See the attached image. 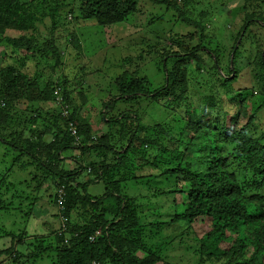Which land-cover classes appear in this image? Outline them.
<instances>
[{
	"label": "trees",
	"instance_id": "16d2710c",
	"mask_svg": "<svg viewBox=\"0 0 264 264\" xmlns=\"http://www.w3.org/2000/svg\"><path fill=\"white\" fill-rule=\"evenodd\" d=\"M66 1L0 0L2 61L3 58L6 60L7 53L10 59L7 63L4 61L0 63V121H10L15 114L11 108L17 107L18 102L27 101L30 105L29 110L35 109V103L54 104L55 109L45 113V117L49 116V121L47 126L45 125L44 133L37 137L33 132L28 135L22 130L15 135L12 149L26 161L29 158L35 163H32L35 167L30 173L32 175L30 181L37 184V187L42 186L44 181H51L56 187H63L62 210L58 212L59 215L55 212L54 216L57 221L60 216L67 220L63 228L59 225V228L54 230L53 242L43 237L25 242L24 234L20 238L12 233L9 247L0 254L8 257L10 264H26L29 261L36 264L45 254H48L47 258L53 254L55 264H162L159 253L149 251L144 258H139L136 254L145 247L140 239L139 230L135 228L138 220L133 199L124 195L121 197V189L111 191L107 187L106 192L97 197L88 195L85 190L92 183L106 185L116 177L124 178L125 174L121 175L120 171L123 168L127 169L125 159L131 157L134 148L139 147L137 153L139 162L135 165L143 170L144 166L141 165L146 164L157 170L161 180L166 178L168 183L171 182V189L165 190L162 194H180L183 197L182 202H174V216L171 222L173 224L183 222L194 234L197 244L195 251L198 256L196 264H253L258 256L264 258V129L259 136L253 135L251 131L255 116L262 112L264 93L261 92L258 96L262 105L255 108L246 125L239 130L236 129L239 123L238 116L231 114L233 111H224L223 126L219 129L212 128L210 120H203L207 109L216 106L217 103V98L209 96L206 98L203 117L199 120L195 117L187 120L181 129V134L183 131L186 135L178 139L171 137L173 144L169 148L160 146L158 141L152 138L155 133L157 135L161 126L148 125L141 131V118L138 114H121L120 117L105 118L103 122L106 131L98 133V136H94L95 139L93 137L91 139L89 134L91 129L84 125L83 118L78 115L77 109L72 107L66 76L62 77L63 81L56 84L48 83L41 89L37 79L25 71L26 67L32 59L34 62L35 59L47 60L51 53L54 58L53 70L60 67L63 50L55 38L59 29L75 19L93 21L102 29L120 25L136 12L138 0H69L67 3ZM192 1H151L169 12L178 13V20L194 29L189 36L198 38L199 44L188 49L184 42L188 35L169 36L165 39L167 44H160L162 46L160 68L164 78L161 88L151 90L147 79L136 80L135 75L122 74L114 82L115 87H118V96L109 106L113 108L117 99L141 102L147 98V101L158 103L164 91L173 96L175 102H182L188 89L189 70L194 69L200 73L205 57L212 63L209 71H213L214 76L217 71L223 73L219 71L220 61L215 49L205 47L207 36L202 26L205 19L200 18L196 23L187 18L191 13L189 9ZM72 2H80L79 8L71 7ZM248 16L244 14L239 39H242L248 25L254 19L263 22L262 16L254 14ZM45 17L51 22L50 39L39 41L33 36L27 37L22 34L35 29V24L42 22ZM7 32L20 35H8ZM74 39L75 35L70 34L66 43L69 45L75 43ZM237 45L238 43L235 46L233 44L229 51L228 76L236 73L237 60L241 58V44ZM247 59L248 63L252 64L255 55ZM254 65H256L253 69L254 75L264 81L263 55L262 57L257 55ZM218 74L215 78L222 82L225 89L224 98L240 91L231 88L236 76L233 75L229 79L223 75L220 78ZM239 97L238 94V97L228 99L229 103H233L234 100V105L242 106L243 101H240ZM221 102L228 105L226 100ZM63 110L66 112L65 117L62 116ZM40 113L35 110L27 119L26 123L31 128L40 120ZM194 115L197 116L196 113ZM70 121L76 124L78 142L68 132ZM120 124L121 134L116 143L128 146L121 145L123 150L122 148L116 150V144L112 143L110 138L114 135L113 128ZM3 127L6 126L1 125L0 131ZM49 133L52 139L50 142H44L43 137ZM10 137L13 138L12 135ZM149 146L155 147L158 151L149 153ZM228 146L233 147L232 152H226ZM74 150L83 157L79 155L71 157L78 168L69 172H57L61 163L71 160L64 153ZM110 155H116V159H111ZM127 155L129 156L126 157ZM91 156H94L91 161L84 160V157ZM16 160L20 161V158ZM84 162L85 166L82 165ZM27 163L31 165V162ZM87 170L91 174L89 181L82 189L74 187L75 177L86 173ZM3 180H0V209H6L2 207L1 199L3 191L7 192L4 188L1 189ZM115 186L118 187L116 184ZM25 198L29 200L28 196ZM50 205L57 207L56 194ZM97 232L99 235L95 236ZM90 237H94L92 242L89 240Z\"/></svg>",
	"mask_w": 264,
	"mask_h": 264
},
{
	"label": "rangeland",
	"instance_id": "374dc122",
	"mask_svg": "<svg viewBox=\"0 0 264 264\" xmlns=\"http://www.w3.org/2000/svg\"><path fill=\"white\" fill-rule=\"evenodd\" d=\"M151 1L138 0L136 12L127 21L107 29L96 26L93 21L71 20L70 24L67 23L55 34L56 43L58 42L63 50L60 67L53 70L54 58L51 53L44 61L35 59L34 62L32 59L25 71L37 79L41 89H44L48 83L56 84L63 81L62 77L66 76L68 96L72 101V107L77 109L78 115L83 118L84 125L86 124L91 129L89 133L91 139L92 137L95 139L94 136H98V133L106 131V125L103 122L105 118L120 117L121 114H138L141 118V131H144L148 125L161 126L157 135L155 133L152 138L158 141L160 146L169 148L173 144L171 137L175 139L180 136L184 137L185 133L182 131L181 134V129L187 120L191 117L198 118L197 120L203 117L206 98L209 96L217 98V103L216 106L207 109L203 120H210L212 128L219 129L223 126L227 111H233L231 114L238 116L237 130L245 126L255 108L262 105L258 96L261 92L264 93V81L253 72L256 67L254 64H256L257 55L264 57V0H193L190 5L189 12L191 13L187 18L196 21V23L200 21V18L206 21L202 24L204 34L207 36L205 47L215 49L220 61L219 71L223 72L220 74L217 71L216 77L219 73L220 78L222 75L231 78L232 74L228 76L227 73L229 51L233 44L234 46L237 43L241 44V58L237 60V71L234 73L236 80L231 83L232 90H240L237 94H231L224 98L225 89L222 82L216 80L213 71H209L212 63L205 57L200 73L194 69L189 70L188 89L182 102H175V98L164 91L161 93L162 97L158 103L147 101V98L141 102L132 100L125 102L117 99L113 108L109 106L118 96V87H115L114 82L122 74L135 75L136 80L147 79L151 90L161 88L164 78L160 68V56L162 55L160 44H167L165 39L169 36L188 35L186 40L184 39L188 49L195 48L199 44L198 38L189 36L194 32V29L178 20V13L169 12ZM79 6L80 2L71 3V7L74 9H78ZM244 14L247 17L249 14L262 16L263 22L254 19L248 25L242 39H239L241 27L244 24ZM50 26L49 18L45 17L42 22L35 24V29L22 34L27 37L33 36L39 41L50 39ZM7 34L20 35L8 32ZM70 34L75 35V43L69 45L66 43V39ZM2 52V47H0V63L9 62L8 53L5 56L6 60L3 58L2 61ZM139 55H141L140 58ZM254 55V62L249 64L247 57ZM238 94L239 100L243 101L242 106L238 105L239 108L233 104L234 100L233 103H229L228 100L238 97ZM221 100H226L230 107L227 104L224 105ZM16 105L17 107L11 108L12 113L15 114L10 121H0V126H6L0 131V176H3L0 177V180L4 179L1 189L7 190V192L3 191L1 196L2 207L6 209H0V253L9 247L12 233L20 238L24 234L25 242L42 237L53 242V232L58 228V221L54 216L56 208L50 205L55 195L56 185L51 184V181H44L40 187H37L34 182L32 183L30 173L35 167V163L27 158V161L31 162V165H28L26 159L12 149L15 135L21 133L22 130L28 135L33 132L37 137L43 134L45 125L47 126L49 121V116L45 117V113L53 111L55 106L51 103H35V109L29 110L30 105L27 101L18 102ZM261 109L262 112L255 116L252 125L251 131L255 136L261 135L264 129V105L261 106ZM35 110L41 112V117L31 128L26 121ZM195 113L197 116L194 115ZM178 119H181L180 122L177 121ZM121 127L120 124L116 127L117 130L113 128L114 135L110 140L116 144L115 149L122 148L123 150L121 145L125 144L116 143L121 134L119 131ZM51 139L50 133L43 137L44 142H50ZM135 143L141 145L139 142ZM138 150L139 147H136L133 149L131 157H128L131 153L126 156L129 158V162L128 158L125 159L127 169L123 168L120 171L121 175L125 174L124 178L116 177L114 181L108 182L106 185L102 183L89 184L85 188L86 193L97 197L104 194L108 187L111 191L121 189V197L124 195L133 199V204L136 206L135 215L138 220L135 228L139 230L140 239L145 247L144 250L136 252L139 258H144L149 251H153L160 254L162 264H196L198 256L195 251L197 244L194 234L183 222L175 224L171 222L174 216V202H182L183 197L180 194H162L165 190L171 189V182L168 183L166 178L161 180L157 170L151 169L146 164L142 163L141 166H144V169H139L135 165L139 162L137 160ZM148 150L149 153L158 151L153 146H149ZM229 151L232 152L233 147L228 146L226 152ZM111 153L115 154L116 151H111ZM64 155L70 157L71 160L61 163L57 172H69L77 169L78 165L71 157L77 155L81 157V154L74 150L66 152ZM18 157L20 161L16 160ZM110 158L115 160L116 155H110ZM91 159H94V156L84 157L86 162ZM43 160L46 161V159ZM82 165L85 166L86 163L84 162ZM40 173L45 175L43 171ZM90 175L89 170L86 173H81L79 177H75L73 186L82 189V186L91 178ZM26 196L29 197V200L25 198ZM1 255L0 264H10L8 257ZM47 257L48 254H45L43 259L37 261L36 264H55L53 254L50 258ZM253 262V264H264V258L258 256ZM26 264H31V261Z\"/></svg>",
	"mask_w": 264,
	"mask_h": 264
},
{
	"label": "built area",
	"instance_id": "2783aa9c",
	"mask_svg": "<svg viewBox=\"0 0 264 264\" xmlns=\"http://www.w3.org/2000/svg\"><path fill=\"white\" fill-rule=\"evenodd\" d=\"M60 100V99H59ZM62 116H66V112H64V110L62 111ZM68 132L70 133V135L72 137H74L75 141L78 142V131H77V128H76V125L70 121L68 122ZM64 189L62 186H59L56 188V191H55V194H56V199H57V206H58V209L61 211L62 210V204H63V193ZM62 220H65V218L61 217ZM90 241H92V238H90Z\"/></svg>",
	"mask_w": 264,
	"mask_h": 264
},
{
	"label": "clouds",
	"instance_id": "9594fccd",
	"mask_svg": "<svg viewBox=\"0 0 264 264\" xmlns=\"http://www.w3.org/2000/svg\"><path fill=\"white\" fill-rule=\"evenodd\" d=\"M233 75H234V73H232V76H233ZM232 76H231V77H232ZM60 98H62V97H60ZM75 125H76V124H75ZM76 128H77V127H76ZM56 188H57V187H56ZM55 191H56V189H55ZM56 209H57L56 212L58 213V212L60 211V210L58 209V206L56 207ZM58 215H59V213H58ZM61 217H63V216H60V217H59V220H58V228H59V225H60V227L62 226V228H63V227H64V223L67 221L66 218H65V220H62ZM63 218H64V217H63ZM58 228H57V229H58ZM62 230H64V229H62ZM97 235H99L98 232L95 234V236H97ZM90 238H92V241L94 240V237H90ZM89 240H90V239H89ZM92 241H91V242H92ZM66 242H67V241H65V243H66ZM93 264H96V263H93Z\"/></svg>",
	"mask_w": 264,
	"mask_h": 264
}]
</instances>
